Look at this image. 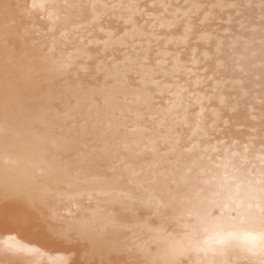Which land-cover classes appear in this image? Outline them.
<instances>
[{"label": "snow or ice", "instance_id": "1", "mask_svg": "<svg viewBox=\"0 0 264 264\" xmlns=\"http://www.w3.org/2000/svg\"><path fill=\"white\" fill-rule=\"evenodd\" d=\"M229 7L242 6L231 4ZM0 10L4 32L9 37L5 40L6 48L13 43L12 38H28L33 30V17L38 12L47 13L48 19L52 17L43 0L24 4L3 0ZM261 12L264 24V3ZM124 23L134 25L135 22L129 17ZM132 31L134 34L137 30L133 27ZM189 31L190 27L186 28L185 39ZM128 35L124 31L114 41L105 40V50L110 43L126 47L124 39ZM200 39L207 41L211 37L204 33ZM220 51L221 45L217 44L216 52ZM148 59L145 54L143 63L139 56L132 61L125 53L121 62L134 63L136 68L132 70L144 69L138 74L143 75L139 83L144 85L145 92L153 72L145 68ZM128 71L125 68L126 83ZM4 73L2 111L5 120L15 111L19 93L23 91L28 95L27 108L32 118L42 122L45 128L49 127L47 116L53 112L61 121L79 119L82 122L73 124L75 135L71 144L64 137L62 127L52 129L42 138L43 144H50L54 151L46 153V166L34 178L41 195L37 198L21 192L11 200L6 197L0 205V244L3 246L0 264L5 261L6 264H25L20 254L36 249L20 245L17 236L20 231L39 229L42 225L45 243L56 252L51 264H264V155L257 158L258 169L255 165L248 168L247 156L238 152H228L220 163L206 165L203 156L182 162L183 155L193 153L197 145L180 151L177 139L171 142L170 151L165 154L180 152L175 160L155 161L147 170L143 166L138 170L122 153H133L141 141L129 142L127 136L121 134V128L126 129L127 125L114 123L120 101L114 94L106 93L109 76H105L104 87H100L93 83L96 77L88 65L77 66L73 75L70 65L61 64L48 54L30 58L23 72V85L7 64ZM156 84L158 86L159 82ZM184 92L187 89L180 86L178 99L182 100ZM150 99L148 96L147 100ZM82 101L90 105L87 114L74 115L82 112ZM221 105H224L223 98ZM225 107L218 114L213 131L216 124L222 122L221 131L226 133L230 117L222 119ZM123 112L121 107V117ZM136 118L145 117L137 113ZM145 131H148L145 127L131 129L132 133ZM219 142L227 145V140ZM97 143L103 146L97 148ZM165 143L169 141L165 139ZM152 151L158 152L155 142H152ZM247 151L245 145V154ZM261 151L264 152V147ZM238 157L243 163L237 161ZM12 163L16 161L5 160V164ZM49 185H54V189ZM84 196L90 204L95 200L91 216L81 219L80 227L65 228L63 219L52 210L49 198L65 199L79 207L77 201ZM129 216L138 221L136 227L144 230L148 239L128 243L125 233L131 230ZM97 223L101 226L96 227ZM65 253L74 258L69 259Z\"/></svg>", "mask_w": 264, "mask_h": 264}, {"label": "bare ground", "instance_id": "2", "mask_svg": "<svg viewBox=\"0 0 264 264\" xmlns=\"http://www.w3.org/2000/svg\"><path fill=\"white\" fill-rule=\"evenodd\" d=\"M16 2L24 4L32 0ZM43 2L48 12L52 13L51 19L46 18L47 13L38 12L33 17V30L28 38H12L13 43L7 48L5 40L9 37L5 35L3 12L0 10V205L4 204L6 197L11 200L21 192L37 198L41 195L34 178L46 166V153L54 151L50 144H43L42 138L52 129L62 127L64 137L71 144L75 135L73 124L82 122L79 119L61 121L53 112L48 114L49 127L45 128L42 122L32 118L27 108L29 98L23 91L19 93L15 111L5 120L2 111L4 67L7 64L13 69L23 85L24 69L35 55L48 54L55 61L70 65L73 75L77 66L86 64L96 77L93 83L100 87H104L105 76H109L106 93L114 94L120 101L115 110L114 123L119 121L127 125L126 129L121 128V134L126 135L129 142L133 139L141 141L133 153H122L138 170L141 166L147 170L148 165L155 161L175 160L180 152L165 154L169 153L171 142L177 139L180 151L197 145L193 153L183 155L182 162L203 156L206 165L220 163L228 152H238L247 156L250 161L248 168L252 165L257 169L260 167L257 158L264 155L261 151L264 147V24L261 22L264 0ZM231 4L242 7L231 8ZM41 16L45 18L41 19ZM129 17L134 25L124 23ZM133 27L137 30L134 34ZM188 27L190 31L185 39ZM124 31L129 33L124 39L127 46L110 43L105 50L104 41H114ZM108 33L116 35L109 37ZM204 33H208L211 39L201 40ZM217 44L221 45L219 53L216 52ZM125 53L132 61L139 56L141 63L143 56L148 55L145 68L153 72L147 92L139 83L143 75L138 72L142 73L144 69L132 70L136 68L134 63H121ZM101 65L103 67L98 71ZM125 68L129 70L128 83L123 79ZM156 82H159L158 86ZM180 86L187 89L182 93V100L177 97ZM137 88L141 90L137 91ZM148 96L150 100H147ZM89 106L82 101V112L74 115H86ZM121 107L124 109L123 117ZM222 107H225L222 119L230 117L226 133L221 131L224 128L222 122L217 123L213 131V124L218 120ZM137 113L145 118L137 120ZM149 116H156L157 119H148ZM135 127H145L148 131L132 133L131 129ZM165 139L169 143H165ZM223 140H227V145L219 142ZM152 142H155L158 152L152 151ZM245 145L248 148L246 154ZM102 146V143L95 144L97 148ZM5 160L16 163L5 164ZM237 161L243 163L239 157ZM165 167L168 165L165 164ZM49 187L54 189L55 186ZM61 190H64L63 187ZM49 199L52 210L63 219L65 228L80 227L78 222L89 218L95 208V200L90 204L87 196L77 201L79 207L65 199ZM128 223L131 230L125 235L129 244L149 238L144 230L136 227L138 221L129 216ZM100 226L97 223L96 227ZM44 231L42 225L39 229L20 231L17 236L20 245L36 249L20 254L25 264H51V259L56 256V252L45 243ZM65 255L69 259L74 258L68 253ZM2 258L3 253L0 252Z\"/></svg>", "mask_w": 264, "mask_h": 264}]
</instances>
